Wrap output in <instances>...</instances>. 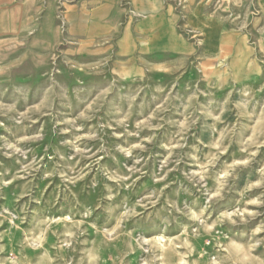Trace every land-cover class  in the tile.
Segmentation results:
<instances>
[{"label": "rangeland", "instance_id": "obj_1", "mask_svg": "<svg viewBox=\"0 0 264 264\" xmlns=\"http://www.w3.org/2000/svg\"><path fill=\"white\" fill-rule=\"evenodd\" d=\"M77 2L0 0V264H264V0L222 15L255 66L223 82L122 75Z\"/></svg>", "mask_w": 264, "mask_h": 264}, {"label": "crops", "instance_id": "obj_2", "mask_svg": "<svg viewBox=\"0 0 264 264\" xmlns=\"http://www.w3.org/2000/svg\"><path fill=\"white\" fill-rule=\"evenodd\" d=\"M247 1L78 0L65 13L69 35L103 46L126 77L144 72L152 56L196 54L204 77L223 82L255 71L248 37L226 31L222 17Z\"/></svg>", "mask_w": 264, "mask_h": 264}]
</instances>
